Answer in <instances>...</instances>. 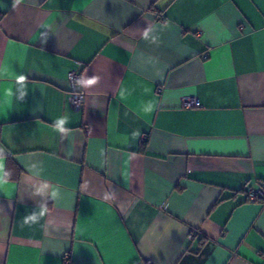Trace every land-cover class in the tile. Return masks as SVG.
<instances>
[{"label":"crops","instance_id":"crops-1","mask_svg":"<svg viewBox=\"0 0 264 264\" xmlns=\"http://www.w3.org/2000/svg\"><path fill=\"white\" fill-rule=\"evenodd\" d=\"M0 73V264H264V0H0Z\"/></svg>","mask_w":264,"mask_h":264},{"label":"clouds","instance_id":"clouds-1","mask_svg":"<svg viewBox=\"0 0 264 264\" xmlns=\"http://www.w3.org/2000/svg\"><path fill=\"white\" fill-rule=\"evenodd\" d=\"M147 36H148V30H146L144 33V37L147 38ZM5 70H7L6 66H5ZM0 75H2V73H0ZM15 79H16L15 85L18 86L17 90L21 93V96H23L25 94L24 88H25V81H26L27 77L24 75H19V76H16ZM95 83H96L95 78H91V79H83L82 78L78 81V84H81L85 87H90V86L94 85ZM12 89H13V87L11 85L4 86L2 89L3 99L9 105H11L12 98L14 96ZM120 95H121V97H123L124 93L121 92ZM152 107L153 106L151 104H149L144 109V111L150 113L152 111ZM64 123H65V121L63 119L58 120L54 126L55 130L60 132V133L67 132L68 130H66L63 127ZM5 159L6 158L3 155H0V189H4L6 186H9V181L5 179V177L7 176V173L4 172ZM46 189H47L46 184L39 185L36 187V192H37V194H43V193H45ZM52 195H53V197H55L56 193L53 192ZM47 212H48V208L46 206H42L40 209V212H39V217H37L36 215L28 217L27 218V221H28L27 225H33L38 219H42L46 215Z\"/></svg>","mask_w":264,"mask_h":264},{"label":"built area","instance_id":"built-area-1","mask_svg":"<svg viewBox=\"0 0 264 264\" xmlns=\"http://www.w3.org/2000/svg\"><path fill=\"white\" fill-rule=\"evenodd\" d=\"M207 57L206 54L202 55V58L205 59ZM81 79V74L78 70H71L68 72V81L71 90L73 93L71 95V104L73 108L78 109L81 107L84 101V93L78 89V81ZM157 92L161 91V88L158 87L156 89ZM182 103L184 107H197L199 105V101L194 96H185L182 99ZM247 198L250 201H260L264 198V185L260 186L258 189L249 187L246 189ZM197 234V231H192L191 236Z\"/></svg>","mask_w":264,"mask_h":264},{"label":"trees","instance_id":"trees-1","mask_svg":"<svg viewBox=\"0 0 264 264\" xmlns=\"http://www.w3.org/2000/svg\"><path fill=\"white\" fill-rule=\"evenodd\" d=\"M260 201H264V198H262Z\"/></svg>","mask_w":264,"mask_h":264}]
</instances>
